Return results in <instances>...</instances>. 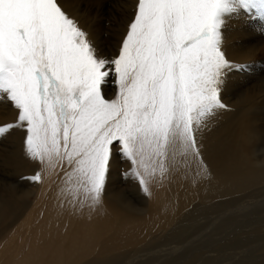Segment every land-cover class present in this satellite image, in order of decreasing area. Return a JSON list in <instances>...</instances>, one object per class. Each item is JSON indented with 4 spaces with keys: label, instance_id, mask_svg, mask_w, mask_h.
Wrapping results in <instances>:
<instances>
[{
    "label": "snow or ice",
    "instance_id": "6c2138e0",
    "mask_svg": "<svg viewBox=\"0 0 264 264\" xmlns=\"http://www.w3.org/2000/svg\"><path fill=\"white\" fill-rule=\"evenodd\" d=\"M264 23V0H137L119 54H102L58 0H0V101L17 111L25 151L43 162L63 147L98 200L114 154L148 172L146 157L199 149L202 118L225 108L222 49L230 19ZM112 82L116 99L104 95ZM206 126V125H205ZM143 190L146 180L137 171ZM39 179V174L31 177Z\"/></svg>",
    "mask_w": 264,
    "mask_h": 264
},
{
    "label": "bare ground",
    "instance_id": "6f19581e",
    "mask_svg": "<svg viewBox=\"0 0 264 264\" xmlns=\"http://www.w3.org/2000/svg\"><path fill=\"white\" fill-rule=\"evenodd\" d=\"M61 6L83 29L72 9L62 4ZM244 21L245 19L241 18L230 19L227 22L222 34V49L229 61L235 65L247 66L246 70L238 72H234L235 69L226 70V74L222 77L224 82L220 96L227 107L214 109L212 114L202 118L201 130L195 133L199 154L197 155L196 148L186 149L182 144L178 149L169 147L163 157H146L147 173L139 164L133 166L124 160L127 173L137 171L144 177L147 190L142 189V192L154 205L142 209L133 208L121 199L117 191L115 193L109 191L111 183L108 182L100 198L93 200L85 192L86 185L80 173L75 175L77 172L75 160L69 164L63 147L59 155L46 157L40 162L30 158L25 151L22 139L25 131L22 128L10 130L8 136L18 149L10 153L14 159L12 163L15 165L16 162L14 167L23 169L25 173L27 167H30L32 173L39 167L42 182L40 187H36L32 207L25 216L22 214L26 212L25 207L17 200L22 191L14 190L8 201L0 197V230L4 228L2 231L5 232L7 228H14L13 231L11 230L13 235L11 234L6 247H11L19 237H21V246L30 237L26 233L33 234L37 229L38 236L32 239L31 246L38 243L43 246L57 243L61 245L65 240H61L60 233L74 226L83 228L86 224V227H91V238L87 242L84 241L83 232L78 231L75 243L84 245L83 243L86 242L88 253L91 255L98 251L100 257L95 255L88 263L98 264L101 260L99 258H104L101 257L103 253H110L125 246L136 247L148 242L146 239L151 230L162 224H164L162 228L174 225L185 216L194 203L220 201V197L224 195L255 185L262 173L260 167L264 165L253 164V161L246 156L248 155L246 150L255 141L264 142V118L256 117L258 115L264 117V109L258 106L262 102L264 105V38L255 41V38L251 40L247 37L249 29L239 27L245 23ZM91 31L86 32L89 38L94 40L95 35ZM239 87H242L239 94L229 95ZM113 91L114 86L106 91L107 96L110 97ZM17 114L12 106L8 110L0 108V126L15 123ZM261 150L264 153V145ZM116 166L114 154L109 172H112V168ZM107 177L109 180L112 176L108 173ZM131 178L141 186L137 178L132 176ZM28 195L30 196L31 193ZM110 203L113 205L111 206ZM216 207L219 208V205ZM133 216L144 220L136 225L129 223L128 226L127 218ZM159 217H161L160 221ZM146 219L151 222H147ZM3 249L4 246L1 250ZM40 251L36 249V255L29 256V259L34 261ZM116 260L117 258H114V263H117ZM43 264L50 263L45 261Z\"/></svg>",
    "mask_w": 264,
    "mask_h": 264
},
{
    "label": "rangeland",
    "instance_id": "374dc122",
    "mask_svg": "<svg viewBox=\"0 0 264 264\" xmlns=\"http://www.w3.org/2000/svg\"><path fill=\"white\" fill-rule=\"evenodd\" d=\"M58 2L60 5L62 4L64 7L72 9V12L77 16L76 20H78L85 31H93L95 38L92 41L102 54L110 58L119 54L121 40L128 30V25L134 18L137 0H58ZM244 22L239 27L242 26L246 30L249 29L247 37L251 40L256 39L255 41L264 38V23L258 20H245ZM255 34L260 36L257 37ZM234 72H238V70ZM113 86L114 91L109 97L106 91L109 88H113ZM241 90L242 87H239V89L235 90L236 92L232 93L231 91L229 95H237ZM116 93L117 87L110 81L104 87V95L111 100L115 99ZM259 100L262 101V99ZM258 106L264 109L263 102L258 104ZM10 107V102L0 101L1 109L8 110ZM256 117L264 118L259 117V115ZM25 138L26 133L22 137L24 144ZM263 145V141H255L247 147L246 153L248 155L246 154V156H248L250 161H253V164L264 165V153L261 150ZM13 151H18V149L11 141L10 136L6 134L4 137H0V197L8 201L14 190L22 191L18 195L17 200L25 207L26 212L22 213L25 216L32 207V201L36 195V187H40L42 181L40 180L39 167L33 173L30 167H27L26 173L23 169L15 168L16 162L15 165L12 163L14 159L10 155ZM241 156H243L242 153ZM115 157L117 166L112 168V172H109L113 178L109 177L110 179L108 180V177H106V182L111 183L109 191L114 193L117 191L116 193L121 195L122 200L136 209L154 205L151 199L149 201V198L146 197L147 195L142 192V186H138L136 184L138 183L137 181L126 175L128 172L126 171L127 167L118 152ZM260 170L262 173L255 185L247 186L239 192L224 195L220 197V201H207L204 204L194 203L185 216L174 223V225L169 228H162L164 225L162 224L158 225L159 227L156 226L155 230H151L146 239L148 242L136 247L125 246L110 253H103L105 256L102 255L101 257L104 258H99L101 260L98 261V264L264 263V167H260ZM37 174H39L38 180L33 181L30 179ZM75 175H78V172ZM30 193L31 195L29 196L28 194ZM148 201L152 203L150 204ZM110 205L112 206L113 204L110 203ZM216 205H219V208ZM22 219L20 218V221ZM127 219L129 221H127L128 226L129 223L136 225V223L140 224L144 220L136 216ZM160 219L161 217H159V221ZM146 221L151 222L149 219H146ZM17 222H19L18 219ZM86 226L85 224L83 228L74 226L68 228L69 230H64V233H60L59 237L61 236V240L65 241L61 245H58V243L50 245L52 247L44 245L46 248L48 247L47 249L39 243L31 246L32 239L38 236V229L35 232L32 231L33 234L26 233L30 237L21 246V237H19L16 238V243L14 242L11 247H6L8 245L7 242L13 235L12 231L14 228H7L5 232L2 231L4 229L2 228L0 230V252L3 246L4 249L1 252L0 264H43L45 261L50 264H88L93 256L97 255L100 257V255L98 251H95L93 255L88 253V244L86 242L91 238L92 232L90 230L91 227ZM78 231L83 232L82 238L84 241L86 240V244L77 245L75 243ZM36 249L41 251L38 257L36 256L34 261H32L29 256L36 255ZM39 256H42V258H39ZM114 258H117V263H114ZM52 259L53 261H51Z\"/></svg>",
    "mask_w": 264,
    "mask_h": 264
}]
</instances>
